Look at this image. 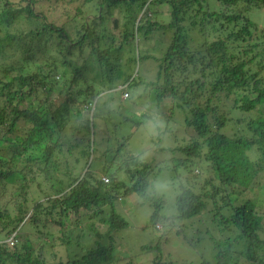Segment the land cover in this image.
<instances>
[{"label": "trees", "instance_id": "16d2710c", "mask_svg": "<svg viewBox=\"0 0 264 264\" xmlns=\"http://www.w3.org/2000/svg\"><path fill=\"white\" fill-rule=\"evenodd\" d=\"M59 3L62 15L51 21ZM86 6L98 10L88 21ZM256 8H264V0H0V191L11 178L21 180L0 205V264L110 262L112 233L128 225L116 211L119 193H138L153 203L157 229L177 225L179 232L178 219L203 225L216 252L213 260L202 255L200 264H264V24L251 18ZM112 9L123 10L131 22L128 27L124 20L118 45L114 33L105 40L104 12L112 16ZM164 13L170 21L157 20ZM193 29L202 40L191 39ZM157 30L172 32L158 75L137 81L135 56L126 58L123 46ZM84 50L95 56V77L102 74L106 86L101 92L135 82L153 90L155 108L140 114L138 125L148 115L157 122L159 115L169 120L181 113L173 125L184 126L186 137L166 148L156 141L159 151H170L163 166L143 159L146 151L124 155L125 137L116 150L103 149L96 172L94 161L102 156L95 120L108 111L86 82L87 65L73 66L71 56ZM166 169L182 184L173 216L162 215L160 199L151 194L149 178ZM122 172L129 186L119 180ZM36 185L40 196L34 195ZM97 218L108 224L106 232ZM168 234L143 246L141 253L159 252L150 264H175L161 249ZM48 256L60 259L50 262Z\"/></svg>", "mask_w": 264, "mask_h": 264}, {"label": "rangeland", "instance_id": "374dc122", "mask_svg": "<svg viewBox=\"0 0 264 264\" xmlns=\"http://www.w3.org/2000/svg\"><path fill=\"white\" fill-rule=\"evenodd\" d=\"M70 5L69 3L67 6ZM72 5H70L71 7ZM155 8V6H153ZM61 3L56 4L55 8L50 16V20L57 18V15H62ZM86 9L89 10V13L96 11V7L86 6ZM164 11L169 12L170 7L165 5L162 8ZM124 11L118 9H112L113 17H104L106 22L104 25L108 26V36L105 40H112L114 37L112 33L115 34V43L118 45L121 42V31H124V20L128 27L131 26L129 18H124ZM94 14L88 16L87 21L94 17ZM250 16L253 20L257 21L260 25L264 24V8H256L250 11ZM65 17V16H63ZM157 20L161 21H170L171 16L168 13L164 15L156 14ZM113 19H118L117 26H115ZM65 21V19H63ZM71 30H76L75 27H71ZM188 34L194 39V41L202 40L197 29L189 30ZM172 37L171 31L157 30L154 31L147 39L142 37L141 34L135 39L133 44L125 43L123 46V53L126 58L129 56H135L136 62L133 66V77L137 79L138 76L142 78L145 82L155 80L160 66V57L164 50H166L170 44V39ZM190 39V40H191ZM78 52V51H77ZM75 51V54L71 56L75 57L74 67H84L87 65V77L86 82L92 85L95 89V93H99L98 103L100 109L106 112L105 118H96L95 122L97 125L96 128V146L97 153L102 157H99L94 161V167H96V172L101 173L99 167L101 166V159L104 158L103 149H110L113 151L118 143L121 141L124 142V138L127 137V143L123 147V154H138L139 152L146 151L142 153V158L150 162H153L156 165H164L163 158L168 155L167 150H158L156 141H162V146L165 148L172 144L171 141H175L174 138L178 137L179 141L181 138H185L187 131L184 126H180L178 129L174 127V123L177 122V118L181 113L176 110L173 117L167 120L166 117L159 115L156 117V121L150 120V115L147 119L141 124H137L140 114L143 112L151 113V110H154L155 106H151V101L153 99V90L145 89L143 85H138V83H132L128 86V92L130 93V98L123 96V90L114 89L113 91L104 90L106 88L105 84H101L102 74L97 79L95 76L98 73L94 69L93 65L95 64V56L91 51L84 50V54H79ZM77 53V56H75ZM165 53V52H164ZM81 55V56H80ZM87 62V64H86ZM61 68L67 69L65 72L69 74L70 69L67 66L62 65ZM93 69V70H92ZM120 83L121 81H117ZM117 83V84H118ZM129 85V84H128ZM119 86V85H118ZM156 113V111H155ZM182 116V115H181ZM168 126L170 130H173L169 134H162L160 130ZM162 134V135H160ZM102 142L100 145L99 143ZM176 143V142H175ZM178 143V142H177ZM100 148V149H99ZM116 150V149H115ZM93 167V168H94ZM184 179H187L185 174H181ZM263 176L264 173H261ZM174 171L162 170L157 175L152 174L149 178L151 182L156 181L157 179L165 182L167 187L162 191H157L155 188L151 189L155 197L160 199L161 203V214L166 216H173L177 213L174 206V201L177 193H179V188L182 185L180 178H176ZM178 177V176H177ZM125 180L127 186H129L130 180L126 178V175L122 172L119 180ZM190 179V178H189ZM189 180L183 182L184 185L187 184ZM9 188L3 192L0 191V205L3 201L8 199L6 193L10 192L11 186L19 185L21 180L19 178H11L9 180ZM44 188L48 189V185H43ZM15 188V187H14ZM153 188V187H152ZM37 190L35 196H40V191L38 185L34 187ZM4 190V189H2ZM122 194V193H121ZM263 203L262 207L264 209V195L261 196ZM3 200V201H2ZM115 207L116 211L119 212L127 221L128 225L124 228L117 229L113 231V241L115 244L113 259L106 264H150L152 260L159 255L157 250L151 252L141 253L144 245H155L158 242L159 235L167 231L168 240L162 241V253L164 258L172 260L175 264H200L203 256L205 259L213 260L215 255L216 248L215 243L210 240L209 235L205 233V227L200 223H195L194 225L186 223V220L178 219L180 231L178 232V226H173L172 230L169 231V225L159 224L157 229L152 221L151 215L154 210L153 203L143 200L141 196H138V193H133L128 196L124 194H117L115 198ZM264 211V210H263ZM86 220V219H85ZM198 221V219H195ZM87 221V220H86ZM206 223V222H205ZM264 223V222H263ZM95 224L100 230V232H106L108 229V224L100 221L98 218L95 220ZM171 228V227H170ZM199 229H201L199 231ZM95 233V231L92 232ZM264 236V233H263ZM90 238H87L88 240ZM91 241V240H90ZM59 249V256L61 258L67 259L64 253V248ZM203 255V256H202ZM51 258L48 256L50 262H56L60 257Z\"/></svg>", "mask_w": 264, "mask_h": 264}, {"label": "clouds", "instance_id": "9594fccd", "mask_svg": "<svg viewBox=\"0 0 264 264\" xmlns=\"http://www.w3.org/2000/svg\"><path fill=\"white\" fill-rule=\"evenodd\" d=\"M165 6V5H164ZM163 6V7H164ZM162 7V8H163ZM97 13H98V10H96V11H92V13H90L89 14V16L90 15H92V14H94L93 16L95 17L96 15H97ZM141 13H143V11L141 12ZM111 13L109 12V10H105V12H104V17H113V16H111L110 15ZM92 18V17H91ZM115 20H117V22H118V19H113V22L115 21ZM115 24V23H114ZM128 84H120L119 85V87H117L116 89H121V90H123V96L124 97H128L129 96V92H128ZM125 93H128V96H125ZM157 191H162V190H164L166 187H167V184L165 183V182H163V181H161V180H159V179H157L156 181H154L153 182V185H152ZM9 240V239H8Z\"/></svg>", "mask_w": 264, "mask_h": 264}, {"label": "built area", "instance_id": "2783aa9c", "mask_svg": "<svg viewBox=\"0 0 264 264\" xmlns=\"http://www.w3.org/2000/svg\"><path fill=\"white\" fill-rule=\"evenodd\" d=\"M125 96H128V93H125ZM104 180H105L106 182H108V181H109V179H108V178H104ZM12 239H13V236L9 238V240H12Z\"/></svg>", "mask_w": 264, "mask_h": 264}, {"label": "water", "instance_id": "95a60500", "mask_svg": "<svg viewBox=\"0 0 264 264\" xmlns=\"http://www.w3.org/2000/svg\"><path fill=\"white\" fill-rule=\"evenodd\" d=\"M114 23H115V26H117V20H115Z\"/></svg>", "mask_w": 264, "mask_h": 264}]
</instances>
